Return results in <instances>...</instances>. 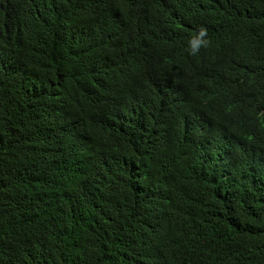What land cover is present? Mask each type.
Returning a JSON list of instances; mask_svg holds the SVG:
<instances>
[{"label": "trees", "instance_id": "16d2710c", "mask_svg": "<svg viewBox=\"0 0 264 264\" xmlns=\"http://www.w3.org/2000/svg\"><path fill=\"white\" fill-rule=\"evenodd\" d=\"M173 2L0 0V264H264V109L204 119L210 80L164 71L264 0Z\"/></svg>", "mask_w": 264, "mask_h": 264}, {"label": "clouds", "instance_id": "9594fccd", "mask_svg": "<svg viewBox=\"0 0 264 264\" xmlns=\"http://www.w3.org/2000/svg\"><path fill=\"white\" fill-rule=\"evenodd\" d=\"M184 2L189 0H174L170 12ZM226 15L228 22L213 25L215 47L210 43L206 27L199 22L186 51L164 44L173 55L172 63L165 61L168 67L164 71L175 79H179L178 74L185 69L206 77L210 80L207 95H196L188 84L190 98L195 96L190 100L199 114L205 116L204 119L214 118V122L219 117L228 118L229 128L234 125L236 130L247 129L248 132L255 129L258 134L264 109V29L253 34H224L220 40L218 30L222 32L224 27L237 24L243 18V13L237 9L228 10Z\"/></svg>", "mask_w": 264, "mask_h": 264}, {"label": "bare ground", "instance_id": "6f19581e", "mask_svg": "<svg viewBox=\"0 0 264 264\" xmlns=\"http://www.w3.org/2000/svg\"><path fill=\"white\" fill-rule=\"evenodd\" d=\"M193 1V0H192ZM200 1V0H199ZM206 1V0H205ZM195 2V1H194Z\"/></svg>", "mask_w": 264, "mask_h": 264}]
</instances>
